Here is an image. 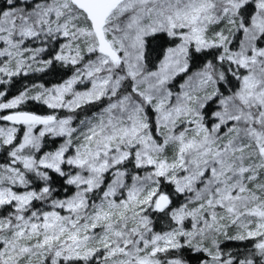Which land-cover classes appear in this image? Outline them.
Instances as JSON below:
<instances>
[{"label": "snow or ice", "instance_id": "obj_1", "mask_svg": "<svg viewBox=\"0 0 264 264\" xmlns=\"http://www.w3.org/2000/svg\"><path fill=\"white\" fill-rule=\"evenodd\" d=\"M0 264H264V0H0Z\"/></svg>", "mask_w": 264, "mask_h": 264}]
</instances>
